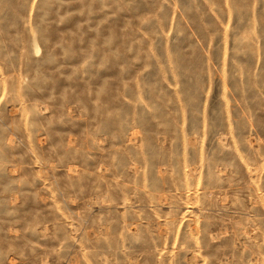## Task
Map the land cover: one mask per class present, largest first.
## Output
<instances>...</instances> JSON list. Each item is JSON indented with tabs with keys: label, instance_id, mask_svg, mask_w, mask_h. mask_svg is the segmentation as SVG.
I'll return each instance as SVG.
<instances>
[{
	"label": "rangeland",
	"instance_id": "374dc122",
	"mask_svg": "<svg viewBox=\"0 0 264 264\" xmlns=\"http://www.w3.org/2000/svg\"><path fill=\"white\" fill-rule=\"evenodd\" d=\"M0 264H264V0H0Z\"/></svg>",
	"mask_w": 264,
	"mask_h": 264
}]
</instances>
